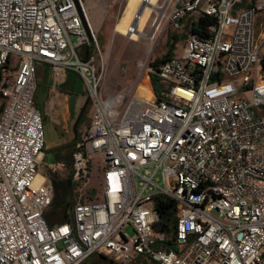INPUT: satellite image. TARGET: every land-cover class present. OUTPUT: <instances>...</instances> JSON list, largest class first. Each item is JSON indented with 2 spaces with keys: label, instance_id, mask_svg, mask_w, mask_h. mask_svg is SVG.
Returning <instances> with one entry per match:
<instances>
[{
  "label": "built area",
  "instance_id": "2783aa9c",
  "mask_svg": "<svg viewBox=\"0 0 264 264\" xmlns=\"http://www.w3.org/2000/svg\"><path fill=\"white\" fill-rule=\"evenodd\" d=\"M259 11L264 0H172L174 28L192 16L212 22L181 34L180 56L156 71L163 87L145 97L105 92L94 53L78 54L98 45L83 0H0V264H80L92 254L122 264H264ZM39 63L55 77L80 74L92 106L69 166L47 162V174ZM92 155L103 167L86 200ZM67 168L79 193L69 219L51 223V174ZM156 196L175 201L172 236L155 227Z\"/></svg>",
  "mask_w": 264,
  "mask_h": 264
},
{
  "label": "rangeland",
  "instance_id": "374dc122",
  "mask_svg": "<svg viewBox=\"0 0 264 264\" xmlns=\"http://www.w3.org/2000/svg\"><path fill=\"white\" fill-rule=\"evenodd\" d=\"M143 3H146V7L136 21ZM171 6L172 0H102L99 12L101 25L96 31L100 55H95V64L98 72L102 73V88L105 92L112 93L123 89L133 90L132 92L137 94L145 92L147 90L146 76H149L151 70L149 61L166 51L165 42L172 32L180 35L174 48V54L180 56L185 38V35L181 34H184L191 21L197 18L192 16L183 19L179 21V27L174 28L175 22H171L168 18ZM254 21L256 37L264 25V12H257ZM135 22H137L136 32L130 33L129 26L134 25ZM39 66L34 101L44 112L42 120L45 160L60 161L67 165V161L71 162L72 152L55 157L56 147L68 145L72 141L73 122L88 97L86 83L84 78L74 70H63L59 76L55 77L46 64L39 63ZM66 102L68 107L73 109L69 116L64 110ZM62 112L63 116L69 117L66 129L61 124H55V120L52 119L53 117L62 118ZM91 114L92 106L89 101L76 125L78 140L85 133ZM91 158L92 173L88 186L83 191V197L95 195L97 192L95 187L99 188V174L103 167L102 156L92 155ZM64 170L59 169L57 173L64 177ZM79 185L80 182L73 181L69 188L54 185L55 195L47 210V217L51 223L64 220L65 213L71 211L74 196L79 193ZM67 201L70 202L69 205H66ZM101 255L94 254L80 264H122Z\"/></svg>",
  "mask_w": 264,
  "mask_h": 264
},
{
  "label": "trees",
  "instance_id": "16d2710c",
  "mask_svg": "<svg viewBox=\"0 0 264 264\" xmlns=\"http://www.w3.org/2000/svg\"><path fill=\"white\" fill-rule=\"evenodd\" d=\"M212 22V19L207 15H202L197 18V20L192 21L190 23L189 29L192 32H197L199 34H203L205 32L206 26ZM180 35H177L176 33L172 32L170 35H168V39H166L165 46L166 51L162 53L159 56H155L151 61H149V67L151 70L149 71V79L151 82L152 89L155 93H158V91L163 87L162 84L159 81L158 75L156 73L158 66L160 63L165 61L166 59L170 58L174 54V48L175 44L178 41ZM93 52L92 46L85 45L82 46L78 50V54L81 56V58L87 59L89 55H91ZM86 199H91L90 197H85ZM70 202L67 201L66 205H69ZM154 205L156 209L159 211V220L156 223V229L159 231H163L167 236H172V231L174 228V222H175V201L170 198H163L161 196H156L154 199ZM69 219V213H65L64 220ZM49 220V218H48ZM50 221V220H49ZM63 221V220H62ZM94 255V254H92ZM90 255V256H92ZM89 256V257H90ZM103 256V255H101ZM105 257V256H103ZM107 258V257H105ZM131 264H147L143 260H136L132 262Z\"/></svg>",
  "mask_w": 264,
  "mask_h": 264
},
{
  "label": "crops",
  "instance_id": "0c3cea01",
  "mask_svg": "<svg viewBox=\"0 0 264 264\" xmlns=\"http://www.w3.org/2000/svg\"><path fill=\"white\" fill-rule=\"evenodd\" d=\"M83 2H84V7H85V11H86L87 20L89 21V23H90L91 27L93 28V30L96 32L99 29L100 25H101V21H99V12H100V8H101L100 6L102 5V0H83ZM94 50H95L94 55H100L99 45H97V47H94ZM146 78H147V81H148V87L152 91V86H151V82H150L149 76H146ZM34 96H35V94H34ZM36 107L39 109V111H40V113L42 115V118H43L44 112H42L41 109L37 105H36ZM72 107H73V105H72ZM64 110H65V113H67V116H69L70 113H72V111H73V109L68 107V103L67 102L65 103V109ZM61 114H62L61 116H63V112ZM44 118H46V116ZM68 118L69 117H66L64 115L62 118L58 119V118H54L53 117L52 119L55 120V124H61L62 127L66 129ZM43 129H44V124H43ZM44 138H45V136H44ZM75 139H77V137L75 138L73 136L72 137V141L68 145H61V146L56 147L55 157H56V155L65 156L66 153H71V152L73 153V151L75 149V146H76V142L78 141V139H77V141L75 142ZM44 148H45V141H44V147H43V159H42V163H41V165L39 167H40V171L42 173L47 174V170L44 167V165L47 162H52L53 160H45ZM66 163H67V167H68L69 166V162L67 161ZM94 198H95V196L92 195L91 199H94Z\"/></svg>",
  "mask_w": 264,
  "mask_h": 264
},
{
  "label": "flooded vegetation",
  "instance_id": "af4514ba",
  "mask_svg": "<svg viewBox=\"0 0 264 264\" xmlns=\"http://www.w3.org/2000/svg\"><path fill=\"white\" fill-rule=\"evenodd\" d=\"M65 176L61 177L57 172L52 173V178L54 180V185H60L63 186L65 188H69L72 186V179L70 177V170L65 169Z\"/></svg>",
  "mask_w": 264,
  "mask_h": 264
},
{
  "label": "water",
  "instance_id": "95a60500",
  "mask_svg": "<svg viewBox=\"0 0 264 264\" xmlns=\"http://www.w3.org/2000/svg\"><path fill=\"white\" fill-rule=\"evenodd\" d=\"M81 18H82V22H83V25L84 27L86 28V30H88V25H87V21L85 19V17L83 16V14L81 13ZM89 102V97H87L84 101V104L83 106L81 107L79 113L77 114L74 122H73V125H72V129H73V132H74V136L76 137V125L81 117V114H82V111L84 110V108L86 107L87 103Z\"/></svg>",
  "mask_w": 264,
  "mask_h": 264
},
{
  "label": "bare ground",
  "instance_id": "6f19581e",
  "mask_svg": "<svg viewBox=\"0 0 264 264\" xmlns=\"http://www.w3.org/2000/svg\"><path fill=\"white\" fill-rule=\"evenodd\" d=\"M146 7V3H143V5L141 6V9H140V12L139 14L136 16V21L140 18V15L141 13L143 12L144 8ZM136 23H134V25H132L131 29L129 30L130 33H133V32H136L135 31V26H136ZM147 81V79H146ZM145 88L147 89L145 92H138L139 95H142V96H145V97H150L151 96V90L150 88L148 87V81L145 83Z\"/></svg>",
  "mask_w": 264,
  "mask_h": 264
}]
</instances>
